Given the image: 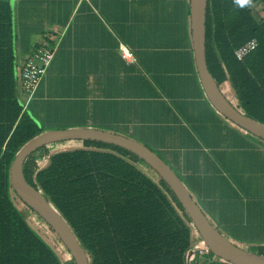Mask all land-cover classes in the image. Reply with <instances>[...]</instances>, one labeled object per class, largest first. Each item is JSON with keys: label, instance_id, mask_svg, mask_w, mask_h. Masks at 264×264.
I'll list each match as a JSON object with an SVG mask.
<instances>
[{"label": "crops", "instance_id": "0c3cea01", "mask_svg": "<svg viewBox=\"0 0 264 264\" xmlns=\"http://www.w3.org/2000/svg\"><path fill=\"white\" fill-rule=\"evenodd\" d=\"M3 1L12 11L18 82L37 46L53 49L27 108L44 132L93 129L145 146L223 236L248 252L264 248V143L207 101L189 0ZM120 46L134 62L122 60Z\"/></svg>", "mask_w": 264, "mask_h": 264}, {"label": "trees", "instance_id": "16d2710c", "mask_svg": "<svg viewBox=\"0 0 264 264\" xmlns=\"http://www.w3.org/2000/svg\"><path fill=\"white\" fill-rule=\"evenodd\" d=\"M252 39L257 47L238 62L234 51ZM15 40L12 11L0 0V264H65L64 255L74 264L9 183L19 150L45 131L21 103ZM205 60L220 90L230 87L235 109L264 126V0L243 9L233 0H207ZM78 143L80 149L52 156L39 153L44 147L34 152L23 177L58 211L88 264H187L192 242L200 238L164 182L120 148ZM30 217L48 231L31 227Z\"/></svg>", "mask_w": 264, "mask_h": 264}, {"label": "water", "instance_id": "95a60500", "mask_svg": "<svg viewBox=\"0 0 264 264\" xmlns=\"http://www.w3.org/2000/svg\"><path fill=\"white\" fill-rule=\"evenodd\" d=\"M207 0H189L190 31L197 75L204 95L219 115L245 133L264 142V126L245 117L227 100L210 75L205 60V15ZM98 142L120 148L142 161L170 189L199 236L201 244L214 257L227 264H264V257L245 251L223 236L206 218L176 174L145 146L125 137L93 129L46 131L26 143L17 153L9 171V183L16 197L32 210L57 236L74 264H88L72 231L58 211L23 177L25 160L39 149L63 142ZM191 254V253H190Z\"/></svg>", "mask_w": 264, "mask_h": 264}, {"label": "built area", "instance_id": "2783aa9c", "mask_svg": "<svg viewBox=\"0 0 264 264\" xmlns=\"http://www.w3.org/2000/svg\"><path fill=\"white\" fill-rule=\"evenodd\" d=\"M256 47L257 42L255 39L248 41L247 43H245L234 51L235 59L238 62H241L247 55L253 52ZM119 50L123 61H125L126 63L134 62V58L129 49L124 46H120ZM52 58L53 49L46 45H40L33 50L31 55L27 59H25V61L21 65L19 70V92L23 108H26L30 103L37 87L39 86L42 78L46 74V71L52 61ZM201 247H203V245L201 244L200 239H195L192 242L191 254L194 253L197 248ZM187 264H190L189 259L187 260ZM199 264L227 263L214 256L208 255L207 259L201 260Z\"/></svg>", "mask_w": 264, "mask_h": 264}, {"label": "rangeland", "instance_id": "374dc122", "mask_svg": "<svg viewBox=\"0 0 264 264\" xmlns=\"http://www.w3.org/2000/svg\"><path fill=\"white\" fill-rule=\"evenodd\" d=\"M226 85L221 87V91L222 93L225 95V97L227 98V100H229L231 103L234 102L233 97L231 96V94L229 93V91L227 90ZM81 148V144L78 142H63V143H56V144H52L49 146H46L43 148V150L39 151V153H47L49 155H54V154H58V153H63V152H70V151H74V150H78ZM48 161V156L45 157L44 159H42L41 161H39V166L43 167L46 165ZM29 223L31 225V227H33L34 229L37 230H47L44 225L36 218V217H30ZM48 231V230H47ZM258 246H250V248L248 249L250 252L252 253H262L264 254V250L261 249ZM208 256L207 250L204 247L201 248H197L194 253L190 254L189 256V262L190 264H199L201 260H206ZM63 263H68L69 264V258L68 256L64 255L63 257Z\"/></svg>", "mask_w": 264, "mask_h": 264}, {"label": "clouds", "instance_id": "9594fccd", "mask_svg": "<svg viewBox=\"0 0 264 264\" xmlns=\"http://www.w3.org/2000/svg\"><path fill=\"white\" fill-rule=\"evenodd\" d=\"M235 6L243 8H251L254 6V0H233Z\"/></svg>", "mask_w": 264, "mask_h": 264}]
</instances>
